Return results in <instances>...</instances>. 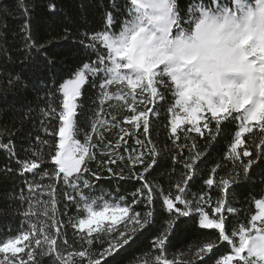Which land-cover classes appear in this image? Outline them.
<instances>
[{"label": "snow or ice", "instance_id": "6c2138e0", "mask_svg": "<svg viewBox=\"0 0 264 264\" xmlns=\"http://www.w3.org/2000/svg\"><path fill=\"white\" fill-rule=\"evenodd\" d=\"M47 7L55 14L56 3ZM111 7L113 11H105L101 18L106 20L103 31L79 34L83 39L76 43L96 58L70 72L71 78L57 90L59 99L54 94L48 96L47 106L40 109V129L30 146L18 152L11 141L4 144L0 139V149L16 161L21 174L49 181H27L30 195L21 197L28 201L24 221L17 235L0 239V264H41L45 256H53V264H112L108 258H115L145 236L157 225L161 211L167 218L160 217L158 232L151 239L155 255L139 264H208L209 260L213 264H264V194L253 198L254 214L230 202L235 185L249 181L256 169L264 172V28L260 27L264 0H206L189 9L187 19L177 0H127L124 7L130 18L118 32L112 27L118 19L116 5ZM188 29H193L191 36L186 35ZM23 30L30 33L29 25H23ZM70 35L64 29L60 40L66 41ZM30 41L28 34L26 51L46 50L47 45ZM58 42L53 39L48 44ZM161 45L198 48L202 58H219L225 66L248 73L253 86L235 98L228 93L226 101L214 103L199 89L178 80L171 62L145 55ZM18 81L16 77L9 83ZM88 84L99 88V99L93 102L94 107L85 109L81 98ZM169 93L175 99L169 108L167 135L175 150L172 158L183 171L175 180L170 174L165 189L149 178L161 157L150 126L158 118L159 103L167 102ZM111 101L116 103H109L108 108L119 106L129 114L118 119L105 108ZM229 127L234 139L227 150V163H216L203 186L192 192L206 155L198 150L197 139L216 141L222 128ZM114 129L115 142L106 138ZM81 135L83 139L78 138ZM132 136L136 137L134 147L128 145L127 138ZM98 156L102 157L98 167L106 170L110 179L139 183L130 201L122 195L94 194L92 181L102 176L88 165ZM118 163L127 164V175L124 168L114 170ZM229 164V170L220 175ZM0 171L7 174L12 169ZM61 202L66 222L58 207ZM69 204L78 209V215H68ZM241 211L244 223L240 222ZM197 218L199 228L213 230L209 235L214 234L215 239L204 240L195 250L190 245L188 251L172 253L169 259V237L177 222L196 224ZM221 248L226 252H220Z\"/></svg>", "mask_w": 264, "mask_h": 264}, {"label": "trees", "instance_id": "16d2710c", "mask_svg": "<svg viewBox=\"0 0 264 264\" xmlns=\"http://www.w3.org/2000/svg\"><path fill=\"white\" fill-rule=\"evenodd\" d=\"M50 2L57 4L55 14L47 7ZM177 2L187 19V16L190 15L189 9L197 4L205 3L206 0H177ZM225 2L228 3V0ZM126 3L127 0H0V133H4L0 139L4 144L11 141L18 152L21 148L27 149L30 146L33 142L31 138L40 129L39 121L43 119L40 109L47 106L48 96L54 94L59 99L57 90L65 79L71 78L70 72L75 71L83 63L94 61L96 58L94 54L76 43L77 40L83 39L79 34L87 32L92 35L94 32L103 31L106 20L102 21L101 18L105 11H113L112 4L116 5L114 15L118 16L112 27L113 31L118 32L123 26V21L130 18V14L124 7ZM21 5L24 10L21 9ZM25 24L29 25L30 33L24 32L23 25ZM64 29H67L71 34L66 41L60 40V37L64 36ZM28 34L32 36L31 43L47 45L46 50L42 53L35 49L26 51L25 36ZM53 39L59 42L48 44ZM85 43L88 41L85 40ZM16 77H19V81L10 84L9 81H15ZM111 90L115 91V86ZM82 91L81 102L84 108L94 107L93 102L99 99V88L88 84ZM174 99V96L169 93L168 101L159 103L158 118L150 126V135L161 151V157L158 158V163L154 166L149 178L165 189L169 187L170 174L171 179L175 180L178 178V174L183 171V166L172 158L175 155V150L172 149L171 141L167 135L171 119L169 108L174 104ZM109 103L115 104L116 102H106L105 108L107 111L117 114L118 119H123L129 114L126 109H121L119 106L108 108ZM148 106L152 107L153 105L149 104ZM78 138L83 139L82 135ZM106 138L115 142L117 130L114 129L110 134H106ZM140 138L143 139V136ZM127 139L128 145L134 147L136 137L132 136ZM233 139L234 133L231 127L222 128L216 141L210 142L207 137L197 139L198 150H203L206 155L203 158L204 163L200 166L201 178L192 186V192H197L203 186V181L209 175V170L216 163H227V150ZM187 154V150H185L184 155L187 156ZM20 158L22 155L17 157V159ZM100 159L102 157L98 156L96 161H92L88 165L102 176L101 179L92 181L96 186L93 190L94 194L100 196L111 193L113 197L122 195L130 201L131 193L140 187L139 183L110 179L106 170L98 167ZM5 168H11L12 172L6 174L0 171V239L4 240L17 235L21 229L24 221L23 213L28 204L27 199H21V197L26 198L30 195L27 181L49 182L46 178L41 180L39 176L21 174L16 161L9 158L6 150L0 149V170ZM119 168H124V174H128L126 163H118L114 166V170ZM229 168L230 164L219 171V174L223 175ZM140 170V166H137L136 171ZM262 179H264V172L261 169H256V174L249 181H242L235 185L234 193L230 194L232 206L254 214L256 210L253 198L259 199L264 194ZM105 199H109V197L105 195ZM58 207L61 218L66 222V217L62 215L63 202L58 204ZM157 208H159L158 204ZM68 215H78V209L69 204ZM161 216L167 218L166 214L161 211L160 216L157 217V225L148 229L145 236L130 246H126L127 250H121L115 258L109 257L112 264H139L142 260L149 261L155 255L151 239L158 232ZM182 219L187 221V218ZM240 222H245L244 211L240 213ZM23 226L27 227L26 224ZM68 231L71 236V231ZM212 232L213 230L199 228L198 218L196 224L178 221L174 232L169 237L170 246L167 248L169 259L172 258V253L188 251L190 245L195 250V246L204 240L215 239L214 234L209 235ZM58 245L62 247V242L59 239ZM219 251L226 252V249L221 248ZM54 259L53 256H45L41 258V264H53ZM208 264H213V261L209 260Z\"/></svg>", "mask_w": 264, "mask_h": 264}, {"label": "clouds", "instance_id": "9594fccd", "mask_svg": "<svg viewBox=\"0 0 264 264\" xmlns=\"http://www.w3.org/2000/svg\"><path fill=\"white\" fill-rule=\"evenodd\" d=\"M260 27L264 28V22ZM192 33L193 29L186 31L188 36ZM246 47L249 51L251 50V45ZM145 55L159 62H171L178 80L199 89L208 100L214 103L226 101L229 98L228 93H232L235 98L238 94L249 91L253 86L248 73L242 72L235 66H225V62L219 58L211 56L202 58L198 48L161 45L148 50Z\"/></svg>", "mask_w": 264, "mask_h": 264}, {"label": "rangeland", "instance_id": "374dc122", "mask_svg": "<svg viewBox=\"0 0 264 264\" xmlns=\"http://www.w3.org/2000/svg\"><path fill=\"white\" fill-rule=\"evenodd\" d=\"M225 3H227V2H225Z\"/></svg>", "mask_w": 264, "mask_h": 264}]
</instances>
